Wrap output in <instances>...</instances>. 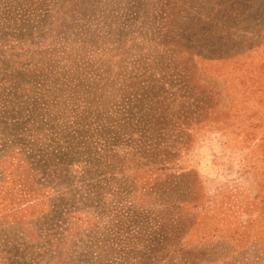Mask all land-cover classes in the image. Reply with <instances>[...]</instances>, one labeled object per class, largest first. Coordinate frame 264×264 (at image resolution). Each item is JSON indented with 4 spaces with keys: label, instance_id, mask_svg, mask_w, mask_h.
I'll use <instances>...</instances> for the list:
<instances>
[{
    "label": "rangeland",
    "instance_id": "rangeland-1",
    "mask_svg": "<svg viewBox=\"0 0 264 264\" xmlns=\"http://www.w3.org/2000/svg\"><path fill=\"white\" fill-rule=\"evenodd\" d=\"M0 264H264V0H0Z\"/></svg>",
    "mask_w": 264,
    "mask_h": 264
},
{
    "label": "trees",
    "instance_id": "trees-1",
    "mask_svg": "<svg viewBox=\"0 0 264 264\" xmlns=\"http://www.w3.org/2000/svg\"><path fill=\"white\" fill-rule=\"evenodd\" d=\"M137 128H139V127L137 126ZM96 129H97V131H98L97 133H100V129H98V126L96 127ZM101 130H106V129H105V127L103 126V127H101ZM124 131H125V129H124ZM138 131H139V130H136V129H135V131H134L132 134H134V133H137V134H138ZM125 132H126V131H125ZM126 134L129 135L128 139H126V140H127L128 142H130V141H131V138H132V137H130V136H131L132 134H131V133H127V132H126ZM138 135H140V134H138ZM147 146H148V145H147ZM149 148H150V147H149ZM141 150H142V152H144V151H143V147H141L140 151H141Z\"/></svg>",
    "mask_w": 264,
    "mask_h": 264
}]
</instances>
